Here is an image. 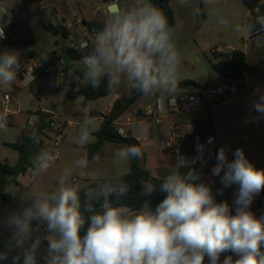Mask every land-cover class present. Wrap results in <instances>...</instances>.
<instances>
[{"label":"clouds","instance_id":"clouds-1","mask_svg":"<svg viewBox=\"0 0 264 264\" xmlns=\"http://www.w3.org/2000/svg\"><path fill=\"white\" fill-rule=\"evenodd\" d=\"M19 2L14 0L13 6ZM178 3L189 7L194 17L201 14L198 5L203 3L219 25L231 26L214 0ZM13 6L9 7L8 0H0V40L6 38ZM257 24L264 31V16H257L255 23L237 24L234 30L250 34ZM102 25L93 29L91 51L81 60L86 85L98 89L106 81L109 89L134 91L153 99L160 109L174 107L183 61L176 44L177 29L170 26L164 12L152 0H128L123 6L112 4ZM35 80L34 70L26 67L19 51L0 49V91H11L18 82L30 87ZM254 94L251 109L264 117V92L255 89ZM92 108L89 103L80 109L79 124L70 137L81 149L94 142ZM7 119V113H0V131H7ZM136 133L140 135V129ZM31 140L39 144L36 133ZM204 149L205 145H198L197 157L189 159L177 148L175 164L166 162L169 170L163 176L141 182V197H151L157 191L166 193L153 209L149 199L135 208L122 203L132 188L122 173L98 171L92 184L81 187L79 173L99 164L98 155L79 156L60 169L49 186L45 177L58 157L51 147L39 148L31 157V182L23 188L5 190L13 198L19 197L23 206L0 223L10 230L14 246L22 249L23 264H37L43 240L48 245L46 264H205L206 258L207 264H264V215L258 217L251 210L255 197L264 190V169L257 168L243 149H236L231 161L224 147L218 150L212 174L220 176L223 172L224 188L238 186L233 214L227 201H216L210 184L201 181L194 167L197 160L204 161ZM143 155V148L133 144L118 148L114 158L130 163ZM218 192L223 194V189ZM41 227L43 233L36 235ZM224 253L232 254L221 262ZM4 259L7 254L0 253V260Z\"/></svg>","mask_w":264,"mask_h":264},{"label":"rangeland","instance_id":"rangeland-1","mask_svg":"<svg viewBox=\"0 0 264 264\" xmlns=\"http://www.w3.org/2000/svg\"><path fill=\"white\" fill-rule=\"evenodd\" d=\"M78 1H82L83 4L78 6ZM127 2L128 0H118L121 6ZM195 2L196 0H194ZM8 3L9 7H12L14 0H8ZM198 6L201 9V14L194 17L189 7L181 6L178 0H170V7L175 15L174 27L177 29L176 44L183 61L179 77L180 82L194 81L204 87H210L212 84L222 80L219 75L221 58H229L230 55L236 52L246 55L247 61L250 63L249 67L252 68L254 74H257L251 88L264 92V31L255 36V40H253L250 37L251 33L246 34L234 30L235 25L249 21L251 17L250 9L242 0H214V6L223 15L228 17L230 21V27H222L208 8L205 6L201 8V3ZM107 9L106 5L99 0H20L11 9L16 15L14 23L10 25L11 30L9 29L12 32L11 40L13 47L11 49L19 51L23 61L28 58H40L43 54L55 48L57 41L63 45L67 43L63 35H55L46 30L48 22L57 24L55 15L64 13L65 16L73 18L84 16L88 22L94 17V19L100 20L103 23L106 18ZM204 14H206L205 18ZM78 32L80 31L78 30ZM93 37L94 33L89 38L91 43ZM8 42L7 44H3L2 49L7 47L9 49L11 47ZM217 49L222 51V53L215 52ZM81 69L80 64H75L69 73L68 79H65V84L77 82L80 88L85 87L84 75L81 78L78 74V70ZM251 88L246 91L240 88L237 97L240 98L246 92H250ZM254 90L243 98L242 103L247 108V114L252 122L255 125H259L264 122V117H258V114L251 109V101L256 98ZM113 91L110 89L111 96L113 95ZM196 91L195 88L188 89L190 93H195ZM180 92L183 91L180 90ZM82 100L83 98L80 97L77 100L67 101L65 90L55 89L52 77L37 79L31 87L19 90L16 95L18 103H13L11 107L14 110H18V113L8 119L7 131H0V159L12 166L17 163L19 153L7 144L17 143L19 140H22L26 130L36 133L39 129L44 128V120L40 113V108L44 104L47 109L58 113L63 119L66 118L79 122L81 117L80 109L83 107ZM109 100V98H106L94 103L91 112L92 116L95 117L99 112H105L108 109ZM100 125L101 121L95 120L94 132ZM41 136H43V139L49 140L47 131L43 134L41 133ZM71 145L70 136L67 137L66 135L64 142L58 148V161L54 169L45 177V182L49 186L54 184L56 175L60 169L72 164L68 160V152ZM118 148L120 146L113 148L114 153ZM80 150L81 152L75 159L83 154V149L80 148ZM246 156L257 168L264 169L256 162L257 159L253 155L246 153ZM108 159L110 158L106 155L102 157L99 164H94L96 166V178L98 171L108 175L128 173L125 170V165L123 167V163L125 164V162L114 161L113 165L112 160ZM30 173L31 169L29 168L21 177L25 185L31 182ZM78 180L81 187H85V179L80 173ZM11 187L13 186L9 178L6 189ZM5 193L10 194L7 191ZM2 200L3 198L0 196V203ZM22 206L23 204L19 197H17V200L6 204L2 210L1 220L12 211L19 210ZM257 208L258 216L264 215V207L258 206ZM33 226L35 227L34 222ZM10 237V230L2 224L0 228V253H6L7 255L11 253L14 242L10 241ZM43 248L46 251L47 247L45 245ZM20 252L22 253V249ZM220 259L222 262L223 257ZM205 264H207V258L205 259Z\"/></svg>","mask_w":264,"mask_h":264},{"label":"crops","instance_id":"crops-1","mask_svg":"<svg viewBox=\"0 0 264 264\" xmlns=\"http://www.w3.org/2000/svg\"><path fill=\"white\" fill-rule=\"evenodd\" d=\"M99 1L101 3H104L106 5V8H108L109 4L111 3V2L106 3L104 0H99ZM117 3H118V0H117ZM82 4H83L82 1H78L77 3L78 6ZM250 13H251V10H250ZM62 15L65 16L64 13L61 15H55L57 24L48 22L46 26L62 25V23L66 21L62 18ZM15 18H16V15H15ZM66 18L71 21L74 20L75 18H82L83 20L88 22V20L84 16H78L75 18L71 16H66ZM92 21L101 22L100 20L94 19V17H92L89 23H91ZM10 30H9V36H8V41H9L8 44L11 47H9V49L13 47V42L11 40L12 32ZM77 33H78V30L74 32H69V36L66 38L64 37L63 38L66 41H68L69 38H71L72 36L76 37ZM58 44H60V42L57 41L56 45ZM79 77L83 78V71H82V74L79 75ZM256 77H257V74H254L252 71V68H250L249 72L246 74L245 80L240 84H234L232 82H229L228 80L222 79L221 81H218L217 83L212 84L210 87H207V88H212V87L224 84V83H228V84L237 85L238 87L243 88L244 91H246L250 88V86H253V83L255 82ZM65 79H64V85H65ZM78 85L77 87L80 88ZM253 90L254 89H252L250 92H246L240 98H236L233 101L229 102L228 104L224 103V104H218L214 106L213 110L210 113L200 110V111L186 113L183 115H176V116H171V117L167 116L161 123H157L155 120H150L146 118L145 104L148 99H144V97H141L138 101H136L133 105H131L128 110L124 111V113L115 121L114 125L116 129L118 130V132L120 133V136L131 137V139H134L135 141H137L140 147L143 148L144 155L140 159L141 165L154 178H156L157 175L163 176V174H165L169 170L168 166L165 164L166 162L170 165L175 164L176 154L172 153L165 147V141L167 140L169 135H171V130L174 124H179L181 130L186 135L185 143L182 147V155L186 156L189 159L194 158L193 154H194V149H195V145H194L195 139L199 138L200 140L204 141V138L206 136L213 134L214 139H215V147H216L215 154L218 152V150L221 147H224L226 149L228 159L229 161H231L232 159H234V156H233L234 151L240 148V149H243L245 154L250 153L251 155H253V157L257 159L256 162L259 163V165L262 166V168H264V122H262L259 125H255L247 114L248 113L247 108L245 107L244 103H242L243 98L246 95L250 94ZM182 91L183 92H180V90H178L177 94L178 93L180 94L190 93L188 92V90H182ZM110 94H111L110 89L108 88V94L106 96L101 97L98 100L91 102V104L93 105L94 103L99 102L103 99H106V98L110 99L108 102V109L105 112H99L98 115L95 116V120H100L101 125L94 132V142L93 143L96 142L95 134L103 128V125L105 122L104 115H107V114L109 115L111 113V110H113V107L117 100L121 98H126V97L128 98L131 96V93H129L123 88L119 90H114L112 93L113 94L112 96ZM80 97L83 98L82 100V103H83L84 97L79 96L77 99H79ZM206 100L208 101V103H215V100L210 96H208ZM50 111H53V110H50ZM64 119L66 121L71 122V125L68 126L67 132H66L67 137L68 136L71 137L73 132L76 130V127L78 126L79 122L68 120L66 118ZM43 120H44V117H43ZM137 128L140 129V135H137L136 133ZM120 130H122L123 132L121 133ZM32 134L33 133H31L29 130H26L24 132L23 138L27 136H32ZM39 139L42 140V143H45V142L48 143L49 141L47 139H43V136H40ZM126 145L128 144L107 141L101 153L99 154L100 162L102 160V157L107 155V157L110 158L108 160H112V164H113L114 161H117L114 158L113 148L119 147V146L122 147ZM69 149L70 151L68 152L69 154L68 160L70 162H73L75 160V157L81 152V150L78 146L74 145L73 143L69 147ZM82 151H83L82 155L84 154L88 155L87 148H84ZM165 158H168L167 161L165 160ZM215 164H216V159L208 163L196 164L198 168V172L201 175V181L210 184L213 190V193L216 196V201L218 203L227 201L229 205L232 206L233 214H235V206L233 204V200H234V194L237 191L236 188H238V186L232 185L229 188H224L221 182V176L223 175V172L220 174V176H214L212 174V168L214 167ZM124 165H125L126 172H129L130 170L129 163L125 162V164L123 163V167ZM95 167L96 166L94 164L90 165L89 169L80 173L81 176H83V178L85 179V187L92 184L96 180V168ZM22 176L23 175L19 176L14 181V184H17L21 188L27 186L22 182L21 180ZM220 189H223V194H219L218 190ZM257 207H258L257 197H255L251 205V210L258 216ZM34 224L36 225V222H34ZM42 233H43V228L41 227L40 233H36V235L42 234ZM44 245L45 247L48 246L46 240L42 241L41 246L38 249V252L43 257L46 258V251L43 248ZM15 248L16 247L14 246L13 249ZM224 258L225 257H223V259ZM236 258L237 257L233 256V259H236ZM40 259L42 260V257H40Z\"/></svg>","mask_w":264,"mask_h":264},{"label":"trees","instance_id":"trees-1","mask_svg":"<svg viewBox=\"0 0 264 264\" xmlns=\"http://www.w3.org/2000/svg\"><path fill=\"white\" fill-rule=\"evenodd\" d=\"M106 3L111 2V0H104ZM263 0H242V2L251 10V17L248 22L255 23L257 16H264V3ZM152 3L160 8L166 17L168 18L170 26H175V20H174V12L172 8L170 7V0H152ZM204 5L201 3V8H203ZM206 17V14H204V18ZM87 25L90 26V23L87 22ZM46 30L49 32H52L55 35H63L64 38L69 36V31H67L65 28H63L62 25H49L46 26ZM90 31L94 33L91 28ZM259 25L257 24L256 29L252 32L253 34L259 32ZM9 34V30H8ZM3 44H0V49H2ZM92 48V47H91ZM91 48L83 51H71L68 55V61H76L81 60L83 55L91 51ZM216 58H218L215 55ZM223 57V56H221ZM224 58V57H223ZM221 58V64L219 67V75L221 79L228 80L229 82H232L234 84H240L245 80L246 74L249 72L250 65L247 61L246 55L243 53H233V55H230L229 58L223 59ZM51 59H47L44 63V67L37 71V77L45 78V77H52V80H54V72L53 68L51 66ZM73 66H68L66 68V79L68 78V75L71 71ZM79 75L82 74V69L78 71ZM77 83L71 82L69 84H65V92H66V98L68 101L76 100L79 96L84 97L83 105H87L93 101L98 100L101 97H104L108 94V87L106 85V81L102 82L101 86L98 89H93L90 86H85L83 88H78ZM191 88H195L196 90L199 89H207V87H204L194 81H183L178 82V89L180 90H188ZM142 96L136 92H131L130 97L121 98L116 101L113 110H111V113L105 116V122L103 125V128L97 132L96 135V142L93 144H90L87 146L88 149V156L91 158L92 155H98L101 153L105 143L108 142H118V143H127L128 145H137L140 146L137 141L134 139H131V137H122L120 136V133L116 129L114 123L115 121L124 113V111L128 110L131 105H133L136 101H138ZM41 132H43V129H40L36 134L40 138ZM42 140L39 139V144H33L31 140V136H27L23 138L21 141L13 144L9 143L7 144L9 147L13 148L14 151L18 152V161L17 163L12 165H6L3 168L2 173V185L3 188L6 187L8 183V179L10 178L12 182L15 181L16 178H18L21 175H24L28 169L31 167V157L33 154L39 149L42 148ZM130 171L125 174V179L129 182L130 185H132L130 196L128 198H125L122 200V203L128 204L130 207H139L140 203L144 199H149L151 202V206L153 209L163 200L166 193L157 191L154 193L151 197L144 198L139 196V190H140V184L143 180H147L149 178H152L155 180V178L141 165V161L139 160H133L130 163ZM194 167L198 168L196 165ZM181 171H187V169H182ZM114 199V197H113ZM81 200L83 203L84 197L83 193L81 194ZM257 202L258 206L264 207V190L260 192V194L257 196ZM97 209H99L100 204L97 203L95 205ZM35 222V221H34ZM2 223H0L1 228ZM20 248H15L11 251L9 255H7V259L0 260V264H23L24 257L23 253L20 252ZM232 253H224L221 257H226L227 255H231ZM19 256V260H16L15 257ZM37 264H46V261L43 262L39 258H37Z\"/></svg>","mask_w":264,"mask_h":264},{"label":"built area","instance_id":"built-area-1","mask_svg":"<svg viewBox=\"0 0 264 264\" xmlns=\"http://www.w3.org/2000/svg\"><path fill=\"white\" fill-rule=\"evenodd\" d=\"M62 18L66 20L62 23V26L67 31L69 32H74L76 30L80 31L77 33L76 37L72 36L71 38H69V40L65 45L63 44L56 45L55 48L46 52L40 58L39 57L28 58L27 60L24 61V64L26 65L27 68L34 70V75L36 76V80H37L38 79L37 71L41 70L44 67V63L47 59H51L50 62L54 72L53 86L55 87V89L65 90L64 79L66 76V68L68 66H74L75 64L81 65V60H82L81 59V60L67 62L69 52L83 51L91 48L92 43L89 40V38H91L92 32L90 31V26H88L86 21L83 20L82 18H75L72 21L68 20L64 15H62ZM14 20H15V14L13 13V11H11L10 23H8L5 29L6 38L0 40L1 44H7L8 36H9L8 30L11 28L10 25L13 24ZM5 22H7L6 18H5ZM261 32L262 31H259L255 34L251 33L250 37L253 40H255L254 39L255 36H257ZM215 52L222 53V51H220L219 49H217ZM45 56H47V59L43 60V57ZM24 88H28V87H24L18 82L17 85L11 91L8 92L0 91V113H7L8 119L12 115L14 116L18 113V110H14L11 107L13 103L14 104L18 103L16 101L17 92ZM238 90H240V87H238L237 85L224 83L212 88L199 89L195 93H181V94L178 93L177 102L175 106L165 107L164 109L158 108L153 99H148L145 104L146 118L150 120H155L157 123H161L167 116L171 117L176 115H183L186 113L200 111V110L210 113L213 110L214 106L218 104L229 103L234 99L238 98L237 97ZM208 96L212 97L215 100V103H208V101L206 100ZM40 113L44 117V128L42 134L45 131H47L49 135L48 143L46 142L43 143L42 148L51 147L55 149L56 155L58 157L59 156L58 148L64 142L67 128L68 126L71 125V122L63 119L58 113L48 110L45 104L42 106V108H40ZM8 119H7V123H8ZM120 132L122 133L123 131L120 130ZM185 136L186 135L181 130L179 124H174L171 130V135H169V137L165 141V147L174 154H176V149L179 148L180 154H182V147L185 143V138H186ZM210 138L212 142L208 143ZM200 144L205 145V149L203 152L204 161L197 160L196 164L198 163L204 164L214 160L216 155L214 135L210 134L206 136L204 138V141L200 140L199 138L195 139V144H194L195 149H194L193 159H195L198 155L197 146ZM6 165H7L6 161L0 159V196H2L3 198L2 202L0 203V218L2 216L3 207L6 204H9L17 200V197L13 198L10 194H6L5 193L6 187L3 188L2 185L1 178L3 173V168ZM11 183L12 186H15L16 188H21L17 184H14L12 180ZM40 257H42V260L40 259ZM37 258H39L43 262L46 261V258L43 257L38 251H37Z\"/></svg>","mask_w":264,"mask_h":264},{"label":"water","instance_id":"water-1","mask_svg":"<svg viewBox=\"0 0 264 264\" xmlns=\"http://www.w3.org/2000/svg\"><path fill=\"white\" fill-rule=\"evenodd\" d=\"M115 3H117V0H111V3L109 4L108 8H110L111 5H112V4H115ZM102 24H103V23H101V22H99V21H92V22L90 23V28H91V30L93 31V29H96V28H102V27H103ZM93 32H94V31H93Z\"/></svg>","mask_w":264,"mask_h":264}]
</instances>
